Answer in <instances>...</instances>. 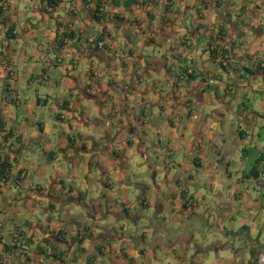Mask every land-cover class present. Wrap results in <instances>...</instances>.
Masks as SVG:
<instances>
[{
    "label": "crops",
    "instance_id": "1",
    "mask_svg": "<svg viewBox=\"0 0 264 264\" xmlns=\"http://www.w3.org/2000/svg\"><path fill=\"white\" fill-rule=\"evenodd\" d=\"M137 1L97 21L94 0H0V163L9 166L0 181V264H264L259 237L245 226L234 234L217 225L218 209L229 200L234 207V186L246 181L249 151L242 150L237 178L229 172L238 141L249 138L264 153L257 131L264 119L246 105L248 90L264 87V0ZM219 31L222 39L204 48L203 37ZM64 34L71 37L59 44ZM91 38L103 49L94 50ZM18 47L32 52L21 63ZM233 102L234 118L225 119ZM47 108L56 129L44 119ZM197 109L220 116L218 140L205 137V125L192 130ZM160 127L177 135L163 136ZM230 128L234 138L225 141ZM137 146L142 168L161 149L163 165L140 173L152 180L148 188L126 180ZM211 165L216 185L226 188L215 194L210 184L218 208L201 198L200 177ZM128 185L137 194L120 203L124 219L137 222L141 207L152 221L146 232L129 227L121 238L97 224L95 205L110 216L109 198ZM94 191H102L98 204L91 199L92 207L72 214ZM205 224L213 236L201 244Z\"/></svg>",
    "mask_w": 264,
    "mask_h": 264
},
{
    "label": "rangeland",
    "instance_id": "2",
    "mask_svg": "<svg viewBox=\"0 0 264 264\" xmlns=\"http://www.w3.org/2000/svg\"><path fill=\"white\" fill-rule=\"evenodd\" d=\"M127 35L129 37H134L137 39V36L135 34L134 31L132 30H128ZM39 33L35 32V36L38 37ZM21 39L22 40H29L30 36L28 34H22L21 35ZM258 48V52H261L260 46L257 47ZM17 54L15 56L16 61L21 63L24 58L25 55H32L31 50H29L28 47H21V48H17ZM32 66H35L33 64H31ZM42 65V63H41ZM260 88V87H259ZM257 88V89H259ZM260 91V92H259ZM259 91L257 92L256 90H248V101H246V105L248 107H250L251 110L255 111L256 113L261 114L262 118L264 119V87H261L259 89ZM52 91H50L49 95L51 97H54V93L51 94ZM206 98H208V95L206 94ZM233 104V108L234 111L232 113H230V117H226L225 119H233L234 118V113L237 110V107L235 105V102L232 103ZM206 107H204L205 109ZM204 109H201L202 111H204ZM201 110L197 109V116L198 118L193 121L192 125V130L198 128H201L202 125L204 126L205 131H203L204 135H206L205 137H211V138H215V139H219V134L220 132H222L224 130V128L221 127V123L217 124V120L220 117L219 115H217V113L212 112V114L210 115L209 118L204 117ZM207 110V108H206ZM42 112L44 113V115L46 116L44 119L45 121H47L48 125H50V127L53 129H56L59 127L58 122L53 118L51 112L49 111V109H42ZM246 117H250V115H246ZM227 122V120H225ZM251 121L252 119L250 118L247 121V125H251ZM225 122V123H226ZM230 122V121H229ZM231 121V124H233ZM236 125V123H235ZM214 127V128H213ZM232 127V125H231ZM229 128V127H228ZM227 128V129H228ZM243 131H247L246 126H243ZM227 129L225 131L224 134H226ZM260 127L257 128V131H259V133H261V137L264 136V131L260 132ZM159 133L162 134L163 136L165 135H177V133H173L171 130H169L168 128H161L159 129ZM234 138V133L232 131V128H230L228 130V134L225 136V141H230ZM251 141L249 140V138L247 140H239L238 141V147H237V151L236 154H233L232 156L229 157L228 162L230 163V170L229 172L232 174L233 178L236 179L237 178V172L240 169V161H241V153L242 150L245 149L246 151H249V155L248 157L244 160L243 162V168L244 169H248L249 166L253 163V161L261 156L264 155V153L262 152L261 148H253L251 146ZM254 143H257L254 142ZM260 143L259 145L264 146V139L261 138L260 141L258 142ZM180 146L185 147V145H183L182 143H179ZM182 147V148H183ZM261 149V150H260ZM160 147L156 146V148L153 149V153L154 155L151 153L148 158H149V162L146 164V167L149 168L151 164L153 167H158L159 165H163L162 163V156H159V152H160ZM133 153V152H132ZM132 153L130 155H132ZM231 154V151L228 150V152H225V155ZM158 156V157H157ZM158 158V159H156ZM168 160L173 161V158H168ZM129 166L126 168V180H129L132 184L136 183V184H142V185H146V188L150 187L151 182L150 180L144 178L145 175L139 179H135L133 175H135L136 172L138 173H143L146 169V172L149 171L147 170V168H142V165L139 163L138 157L135 156V158L131 161H128ZM138 164H140V167L138 169ZM163 168V167H161ZM215 165H211L206 167L205 169V174H203L204 177H200V180H202L203 183H205L206 187L203 188L201 190V198L205 199V202L207 204H210L212 206V204H214L217 207V203L219 201V198H217L218 196H212L210 193V189L211 186L210 184H212L213 181V186H212V193L215 194H219L220 192H224L225 191V187L223 188H218V185H216L214 178L216 176H214V172H215ZM204 169V168H203ZM216 175V174H215ZM249 185H251L249 188H247ZM122 186V185H121ZM231 186V185H230ZM236 188V194L237 196H240V199L237 200V202L235 203L234 207H230V200L229 201H224L225 205H224V210H220L218 209V215L220 216V221L217 224L219 226L220 229H226L229 232L232 231L234 232V234H241L242 232H244V228L240 229L241 226H245L247 231L246 235L248 233V236H252L253 238L259 237V240L262 242H264V185L262 183L261 180L259 181H255L253 179H249L246 180L245 182H239L236 184V186H234ZM123 188V187H122ZM123 194L119 195V197H111L109 198V204H113V206L115 207V211L113 213H110V216H106L101 213V207L99 208L98 206L95 205V208L97 210V214L99 216V219L96 221L97 224L99 226L101 225H105L107 227H113L114 232L116 236H119L122 238V234L126 235V237L129 235V231L127 230V228H132V232L135 231V233L139 230H141V226L143 227V225H138L135 226V221H133L131 218V220H125L124 216H123V211L121 209L120 203L122 202H130V198H133L136 194L137 191L135 189H133L132 186L128 185V187H126L124 190H122ZM128 192H130L128 194ZM229 193H225V196L228 195ZM91 195V196H90ZM102 195V191H94V192H87V195L83 198L84 200L82 201V205H74V210L72 212V214L76 215L78 214V208H80L81 210H86L91 206V199L92 201H94L95 203L98 204V201L100 200ZM197 197H200V194L198 193L196 195ZM224 198V197H223ZM212 203V204H211ZM221 204V202H220ZM220 204L218 206H220ZM214 208V207H213ZM129 212H133V208H126ZM99 211V212H98ZM136 211H139V213H141V216L143 218H149V222H150V227H151V221H152V215L151 212L146 210V208H141L139 207V209H136ZM215 211V210H214ZM128 215H130L129 212L125 211ZM86 215V213H85ZM97 217V216H96ZM217 218V214L216 211L215 213H213V215H211V217H209L210 222L212 219ZM206 220H208V218H205ZM108 221V222H107ZM139 224H143V222L141 221V223L139 222ZM102 227V226H101ZM149 228V225L147 226ZM124 228V230H122ZM137 229V230H136ZM146 232V227L143 230ZM122 232V234H121ZM200 233L203 234V236H201L199 233V240L201 242V244H206L207 240L209 238H212L213 234L211 233V229L209 226H207L205 224V226H202L200 229ZM244 235V234H243ZM130 237V236H129ZM170 238V237H169ZM223 241V237L222 239H220ZM239 241V240H238ZM238 243V242H235ZM263 248H264V244H263ZM218 251V250H217ZM222 251V250H221ZM259 261L261 260V262H264V255L260 254L259 255Z\"/></svg>",
    "mask_w": 264,
    "mask_h": 264
},
{
    "label": "trees",
    "instance_id": "3",
    "mask_svg": "<svg viewBox=\"0 0 264 264\" xmlns=\"http://www.w3.org/2000/svg\"><path fill=\"white\" fill-rule=\"evenodd\" d=\"M87 1V2H86ZM92 0H90L91 2ZM48 4H54L55 0H47ZM95 9H94V18L98 21L106 19V13L104 14L100 11L102 6H107L111 9H120L129 10L133 5L138 4L137 0H94ZM88 0H84V4H87ZM109 14V13H108ZM115 20H121L117 15L114 16ZM200 27H207L201 25ZM71 36L62 35L59 38V44H62L63 40L70 38ZM225 53V52H224ZM192 77V76H191ZM242 135V133H241ZM9 166L6 163H0V180L6 179L8 177ZM244 179L249 180L253 179L255 181L261 180L264 185V155L257 157L253 163L249 166L247 171L244 173Z\"/></svg>",
    "mask_w": 264,
    "mask_h": 264
},
{
    "label": "flooded vegetation",
    "instance_id": "4",
    "mask_svg": "<svg viewBox=\"0 0 264 264\" xmlns=\"http://www.w3.org/2000/svg\"><path fill=\"white\" fill-rule=\"evenodd\" d=\"M203 26H207L208 28H209V26H210V24H207V25H204V24H202ZM220 31H221V29H220ZM220 31H219V34L216 36H212L211 34H209V35H207V36H204L203 37V39L206 41V45H205V47L204 48H206V49H210V47L213 45V44H215V43H217V42H219L222 38V36H221V34H220ZM197 39V38H196ZM195 39V40H196ZM183 42V43H182ZM182 42H180V44L182 43V45L184 44V40L182 41ZM189 42H192V40H190ZM187 43V45L189 46L190 45V43ZM185 43V44H186ZM179 44V45H180ZM211 50V49H210ZM211 52V51H210ZM152 177V176H151ZM1 181V180H0ZM150 182H151V184H153V182H152V180L150 179ZM142 199V198H141ZM263 255H264V252L262 253ZM260 255V254H259ZM259 255H258V258H259ZM254 256L257 258V251H254Z\"/></svg>",
    "mask_w": 264,
    "mask_h": 264
},
{
    "label": "water",
    "instance_id": "5",
    "mask_svg": "<svg viewBox=\"0 0 264 264\" xmlns=\"http://www.w3.org/2000/svg\"><path fill=\"white\" fill-rule=\"evenodd\" d=\"M207 24H210V23H206V25ZM249 35H251V34H244L243 36H241L240 37V39H242V38H245V37H248ZM135 156H140V154H139V147L137 146V147H135L134 148V153H133V159L135 158ZM132 159V160H133ZM157 159V158H156ZM131 160V161H132ZM139 167H140V164H138V169H139ZM135 176H137L138 178H139V176H140V173H138V172H136L135 173ZM143 186V188L145 187L146 188V185H142ZM149 220V218H143L142 216L140 217V219L136 222V225L135 226H138V225H143V227L141 226V231L144 233V229H145V227H146V229L148 228L147 226L149 225L150 226V222L148 221ZM141 221L143 222V224H139V222L141 223ZM112 228V227H111ZM122 230H124V228L122 229Z\"/></svg>",
    "mask_w": 264,
    "mask_h": 264
},
{
    "label": "built area",
    "instance_id": "6",
    "mask_svg": "<svg viewBox=\"0 0 264 264\" xmlns=\"http://www.w3.org/2000/svg\"><path fill=\"white\" fill-rule=\"evenodd\" d=\"M110 10V8L109 7H107V6H102L101 7V9H100V11H102L104 14L106 13V16H107V14H108V11ZM119 17V16H118ZM122 16H120V18H121ZM89 44L90 45H92V48L94 49V50H97V49H100V50H102L103 49V43L102 42H99V41H95L94 40V38H91L90 40H89ZM218 53H220V51L218 52ZM228 57V55H223V57H222V61H224L226 58ZM214 80H209V84H214L215 82H213Z\"/></svg>",
    "mask_w": 264,
    "mask_h": 264
}]
</instances>
